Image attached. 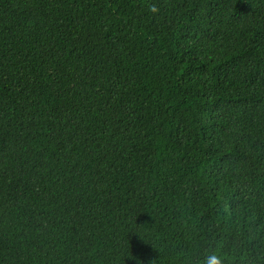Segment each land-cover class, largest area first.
<instances>
[{"label":"trees","instance_id":"obj_1","mask_svg":"<svg viewBox=\"0 0 264 264\" xmlns=\"http://www.w3.org/2000/svg\"><path fill=\"white\" fill-rule=\"evenodd\" d=\"M214 251L264 264V0H0V264Z\"/></svg>","mask_w":264,"mask_h":264},{"label":"clouds","instance_id":"obj_2","mask_svg":"<svg viewBox=\"0 0 264 264\" xmlns=\"http://www.w3.org/2000/svg\"><path fill=\"white\" fill-rule=\"evenodd\" d=\"M150 11L155 13L157 11V8L155 6H152L150 8ZM201 264H224V259L221 255L214 251L205 256Z\"/></svg>","mask_w":264,"mask_h":264}]
</instances>
